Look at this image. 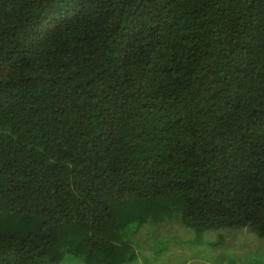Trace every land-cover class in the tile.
<instances>
[{"label": "trees", "instance_id": "trees-1", "mask_svg": "<svg viewBox=\"0 0 264 264\" xmlns=\"http://www.w3.org/2000/svg\"><path fill=\"white\" fill-rule=\"evenodd\" d=\"M179 224L264 241V0H0V264H164Z\"/></svg>", "mask_w": 264, "mask_h": 264}, {"label": "rangeland", "instance_id": "rangeland-1", "mask_svg": "<svg viewBox=\"0 0 264 264\" xmlns=\"http://www.w3.org/2000/svg\"><path fill=\"white\" fill-rule=\"evenodd\" d=\"M166 234L165 238L152 243L149 249L146 247L149 253L155 251L153 254L155 258L160 257L164 248L166 250L172 249L167 255L166 260L169 259V261L164 262V264H220L221 260H226L228 264H233L236 261L240 264L263 263L261 260L264 241L249 229L229 228L224 229L222 233L213 229L199 237L193 229L179 224L172 226V230L166 231ZM225 234L228 236L227 239ZM219 241L227 242L217 245L216 242ZM158 245L160 251L156 253ZM197 251L200 257L196 259L192 254ZM202 253L205 255L201 256ZM257 253L260 254L257 256ZM163 256L164 253L161 257ZM77 262L73 258H67L63 264H76ZM134 264H142L141 259Z\"/></svg>", "mask_w": 264, "mask_h": 264}, {"label": "clouds", "instance_id": "clouds-1", "mask_svg": "<svg viewBox=\"0 0 264 264\" xmlns=\"http://www.w3.org/2000/svg\"><path fill=\"white\" fill-rule=\"evenodd\" d=\"M231 242H232V241H231ZM192 255H193L196 259L200 257V254H199L198 251H197V252H194ZM204 255H205L204 253L201 254V256H204Z\"/></svg>", "mask_w": 264, "mask_h": 264}]
</instances>
